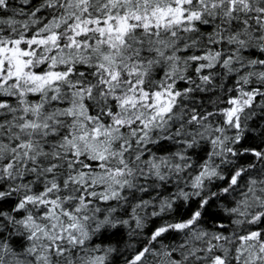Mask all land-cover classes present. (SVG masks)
Returning <instances> with one entry per match:
<instances>
[{
	"label": "snow or ice",
	"instance_id": "1",
	"mask_svg": "<svg viewBox=\"0 0 264 264\" xmlns=\"http://www.w3.org/2000/svg\"><path fill=\"white\" fill-rule=\"evenodd\" d=\"M0 264H264V0H0Z\"/></svg>",
	"mask_w": 264,
	"mask_h": 264
}]
</instances>
